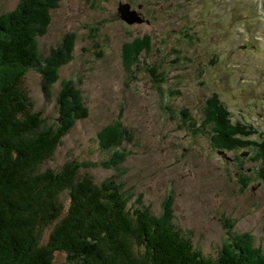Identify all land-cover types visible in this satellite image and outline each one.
Listing matches in <instances>:
<instances>
[{"label": "rangeland", "instance_id": "obj_1", "mask_svg": "<svg viewBox=\"0 0 264 264\" xmlns=\"http://www.w3.org/2000/svg\"><path fill=\"white\" fill-rule=\"evenodd\" d=\"M19 2L0 0V14ZM120 3L148 22L123 21ZM147 35L151 46L128 51L125 60V48ZM64 42L68 58L49 91L37 68L26 71L22 86L46 126L70 120V104L63 114L58 110L66 87L88 114L73 123L43 168L76 160L95 182H114L133 207L161 218L167 206L176 227L205 255L217 256L241 235L248 239L241 244L255 248L264 238V158L227 151L230 159L210 149L202 108L208 91H216L233 120L255 123L264 116L263 100L256 104L264 95V0H60L37 38L40 60L46 63ZM100 135L114 137L113 146L100 145ZM55 261L63 263L65 254L57 252Z\"/></svg>", "mask_w": 264, "mask_h": 264}, {"label": "trees", "instance_id": "obj_2", "mask_svg": "<svg viewBox=\"0 0 264 264\" xmlns=\"http://www.w3.org/2000/svg\"><path fill=\"white\" fill-rule=\"evenodd\" d=\"M59 1L20 0L13 10L0 14V264H264V238L253 248L241 244L248 240L241 235L217 256L205 255L176 227L167 206L161 218L143 206L133 207L114 182H95L84 169L87 165L76 160L57 169L43 168L73 123L88 114L66 87L60 91L58 110L63 114L70 104L65 113L70 120L60 117L46 126L42 111L34 110L22 86L26 71L37 68L42 88L49 91L58 67L68 58L65 42L46 63L39 58L37 38ZM129 45L125 60L128 51L151 46V36L136 37ZM148 71L156 77L155 68ZM208 94L202 115L209 123L210 149L251 144L240 136L253 132L252 125L230 118L216 91ZM186 111L194 120L189 109L179 112L186 116ZM124 138L121 132L119 139ZM99 141L108 149L114 137L104 140L100 135ZM260 147L264 158V139ZM260 177L264 179V167ZM57 252L65 254L63 263L55 261Z\"/></svg>", "mask_w": 264, "mask_h": 264}, {"label": "water", "instance_id": "obj_3", "mask_svg": "<svg viewBox=\"0 0 264 264\" xmlns=\"http://www.w3.org/2000/svg\"><path fill=\"white\" fill-rule=\"evenodd\" d=\"M120 17L128 23L141 22V17L137 14L135 10H130L129 5L125 3H120L117 7Z\"/></svg>", "mask_w": 264, "mask_h": 264}, {"label": "bare ground", "instance_id": "obj_4", "mask_svg": "<svg viewBox=\"0 0 264 264\" xmlns=\"http://www.w3.org/2000/svg\"><path fill=\"white\" fill-rule=\"evenodd\" d=\"M255 146H256V144H255ZM260 148V147H259ZM256 149H257V147H256ZM261 149V148H260ZM258 151H262V149L261 150H258Z\"/></svg>", "mask_w": 264, "mask_h": 264}]
</instances>
